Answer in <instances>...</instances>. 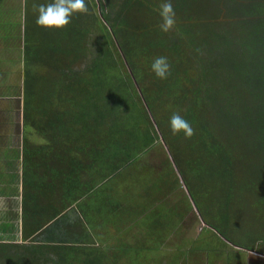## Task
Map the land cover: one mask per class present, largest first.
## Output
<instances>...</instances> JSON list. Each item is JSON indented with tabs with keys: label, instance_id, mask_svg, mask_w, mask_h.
Masks as SVG:
<instances>
[{
	"label": "trees",
	"instance_id": "trees-1",
	"mask_svg": "<svg viewBox=\"0 0 264 264\" xmlns=\"http://www.w3.org/2000/svg\"><path fill=\"white\" fill-rule=\"evenodd\" d=\"M88 1L100 18L94 9L73 26L76 14L64 29L25 17L22 235L0 241V260L125 264L137 249L146 259L151 243L139 242L168 239L192 198L231 244L264 255V236L248 245L232 235L246 233L238 213L264 220V0H171L169 33L159 28L164 0ZM157 56L168 58L167 79L151 71ZM176 112L190 139L171 131ZM223 242L205 252L229 254Z\"/></svg>",
	"mask_w": 264,
	"mask_h": 264
},
{
	"label": "rangeland",
	"instance_id": "rangeland-1",
	"mask_svg": "<svg viewBox=\"0 0 264 264\" xmlns=\"http://www.w3.org/2000/svg\"><path fill=\"white\" fill-rule=\"evenodd\" d=\"M47 4L46 1L43 0H37L29 3L28 9L26 10L28 0H0V99H1V121L5 116V111L9 112L13 109V107L17 110L19 114V122L20 126L24 125L23 121V88L12 85V78L9 80L10 77V71L17 70V73L14 75V77H21L23 75V64L21 60V53L24 46V35L22 32L24 31L25 27V17L28 13L29 16H36L37 13L33 10V4ZM86 3L89 7V13L88 14H79L74 19L76 21H73V26L75 24H82L84 23L86 18H89L92 16V11L95 9L97 11V15L99 16L100 7L98 4H94L93 2H89L86 0ZM93 3V5L91 4ZM26 11V15L24 14ZM95 18L94 16H92ZM97 23L102 27H106L105 24H103L101 21L97 20ZM24 24V26H23ZM9 29H13V37H11V34ZM65 35H62L63 38ZM105 39L104 37H102ZM103 44V40H100V46ZM22 69L19 70V68ZM31 79L30 85L35 86L36 80L33 77H29ZM28 78V79H29ZM22 82V81H20ZM10 118V117H9ZM13 121V119H11ZM17 129V125H15ZM20 132L19 135V144L17 145L13 142V139L6 138L5 142L8 144H14V147L12 149H8L6 153L10 156L17 157L18 153H21V156L23 158V141L24 138H31V135L28 133L29 131H32L31 128L23 126L22 128L17 129ZM31 140V139H30ZM19 146V147H18ZM7 163V162H6ZM9 165L12 164V162L8 163ZM1 167V166H0ZM11 169L13 173H10L9 177L17 179V184L13 189H10L7 191L0 183V201L5 198H9V196L13 195L16 197V194L22 192V185L20 184V174H18V168L11 165V167L6 168H0L1 171L9 170ZM23 169V166H22ZM176 169V168H175ZM177 171V169H176ZM178 173V172H177ZM6 174H3L0 176V180L6 179ZM180 178V185L181 190L184 191V194H189L192 198L191 193L189 192L188 188L184 184L182 178L180 177L179 173L177 175ZM9 179V178H8ZM1 192H3V196H1ZM187 192V193H186ZM5 197V198H4ZM13 201V200H12ZM241 204L243 205H249L250 201H247V203H244L243 199L239 200ZM238 201V202H239ZM193 202V203H192ZM237 202V203H238ZM253 206H261V204L251 201ZM193 204V207L192 205ZM9 206V205H8ZM17 206V203L14 205L13 208ZM11 208V207H10ZM13 208L11 210H13ZM22 208V206L20 207ZM199 207H196L194 204L193 199L190 201V213L187 214L186 219L178 224L175 229L176 232H172L168 239L163 238L159 239L156 242H139L140 247L145 246L147 244L151 243L152 249L150 253L148 254V257L145 259L144 254H142L141 258L138 260L140 250L137 249L138 255L134 256L135 258L133 260H130L129 257L126 258L125 264H162V259H166L168 264H184L185 262L190 261V264H227L226 257L220 256L218 254L214 253H206L205 252V244L207 242H210L211 245L213 244H219V245H227L224 241L230 242L228 238L223 237V234L213 225L209 224L207 221H209L206 217L203 216V214H199L198 209ZM211 216H209V219L212 222H215L216 224H220L222 222V219L217 216L216 212L210 211L207 206L205 208ZM10 212V211H9ZM10 219H7V222H1L0 221V241H9L12 240L13 242H16L14 238V235L17 237H21L20 233L16 232V227L20 229L22 232V215L21 210L20 214H17L15 211H11ZM204 218V220H203ZM0 219H3L0 215ZM207 219V220H206ZM237 222L243 227L242 229L246 233H240V232H232V235L235 239H238V241H245L249 240L250 242H242L244 244L252 245L255 242H252L253 239L257 236H264V220L262 219L261 211H245L238 213L236 216ZM233 226L235 228L237 227V224L233 221ZM213 229H212V228ZM15 229V230H14ZM1 235V233H3ZM217 233V234H216ZM13 237L11 238V236ZM141 238L147 239L145 236H142ZM18 239V238H17ZM133 238H129L130 242H135L132 240ZM163 241V242H159ZM20 242V241H19ZM30 242V241H29ZM94 242L93 244H97V242H103L102 238L97 237V233H92L90 236V241ZM111 247H117L113 243H111ZM154 247H157V251L153 252L152 250ZM108 246V249L111 248ZM227 247H222L219 249H226ZM231 249V247H230ZM264 250V248H261ZM146 251V250H145ZM215 250H211L209 252H214ZM101 252V250H99ZM102 254V252H101ZM247 254V253H246ZM246 254L242 253V256L240 258L238 257L239 263L237 264H264V259H258L260 257L254 256L251 261L250 258H246ZM103 255V254H102ZM244 256V257H243ZM245 259V260H243ZM138 260V262H137ZM9 261L0 260V264H8Z\"/></svg>",
	"mask_w": 264,
	"mask_h": 264
},
{
	"label": "clouds",
	"instance_id": "clouds-1",
	"mask_svg": "<svg viewBox=\"0 0 264 264\" xmlns=\"http://www.w3.org/2000/svg\"><path fill=\"white\" fill-rule=\"evenodd\" d=\"M43 1L47 2V0ZM31 2L33 1L29 3ZM33 10L37 13L36 24L46 29H64L71 24L74 15L89 13L86 0H51L47 4L34 3ZM24 14L26 15V11ZM159 15L162 19V22L159 24L160 30L164 33L171 32L176 25V13L171 0H164L159 5ZM151 71L158 78L167 79L170 74L168 58L165 56L155 57L151 64ZM170 128L173 134L183 132L185 138L189 139L195 134V130L190 122L178 112L173 113L170 117ZM0 207H3L2 201H0Z\"/></svg>",
	"mask_w": 264,
	"mask_h": 264
},
{
	"label": "crops",
	"instance_id": "crops-1",
	"mask_svg": "<svg viewBox=\"0 0 264 264\" xmlns=\"http://www.w3.org/2000/svg\"><path fill=\"white\" fill-rule=\"evenodd\" d=\"M20 69H22V66H21V68H19V70ZM22 103H23V100H22ZM0 106H1V99H0ZM0 111H1V109H0ZM5 114L7 115L5 117H7V118L10 117V118L8 120L4 121V123H5L4 128H0V166H1L0 168H3V169L6 168L7 169L8 167H11V165H13V164H14L15 167L17 165V168L19 170L18 174H20L19 181H21L20 184L22 185V174H23V169H22L23 162L22 161H23V158L21 156V153H18L17 157H13V156L8 155L6 152L9 151L8 149H12V147H14V144H8L7 142H5L6 138H10L11 140L13 139V142L15 144L20 145L19 144L20 132H19V130L15 131L13 129L15 127V121L11 120L13 118L10 115V111L9 112L5 111ZM23 126H20L19 117H18V129L19 128L23 129ZM9 162H12V164L9 165L8 164ZM10 173H13L11 169L5 170V171L3 170V171L0 172V176L3 175V174H6V175H4V176H6V179L3 178V180H0V183L7 191H9L10 189L14 190V187L17 184V181H18L15 178L9 177ZM22 188H23V186H22ZM2 194L3 193H1V196H3ZM21 199H22V192L19 193L18 195L16 194V197L11 195V196H9V198L7 197V198L3 199V201L1 200L3 202V207H0V215L3 218V219H0L1 222H7L8 221L7 219H10V217H11L10 214H12V213H10L11 211H15L17 214H20V210H21V215H22V208H20L21 207L20 206ZM13 203H14V205L17 203V206H15V208H13ZM12 208H13V210H11ZM21 233L22 232L20 231V235H21ZM3 234H4V232L1 233V235H3ZM3 242H7V241L3 240ZM9 242H12V241L10 240ZM227 243L230 244V247H232L230 249L229 254L227 253V254H224L225 256H223V257H226L227 264H237V263H239L238 257L240 258V256H242V253H245V254L247 253L246 254V258L249 257L250 261H251V259L254 256L260 257L258 259H264V255L258 253L257 250L247 251V250H244L242 248L234 246L230 242H227ZM214 245L216 247L217 246H221L219 244H214ZM213 253L214 254H218V255H222V254H220L217 251H215ZM243 260H245V259H243Z\"/></svg>",
	"mask_w": 264,
	"mask_h": 264
},
{
	"label": "flooded vegetation",
	"instance_id": "flooded-vegetation-1",
	"mask_svg": "<svg viewBox=\"0 0 264 264\" xmlns=\"http://www.w3.org/2000/svg\"><path fill=\"white\" fill-rule=\"evenodd\" d=\"M30 1H32V0H28V3ZM34 1H37V0H34ZM9 31H11L10 34H11V37H13V29H9ZM22 34L24 35V31L22 32ZM24 44H25V35H24ZM23 49H24V46H23ZM23 49H22V53H23ZM22 64H23L22 80H21L20 76L14 77V75L17 73V70L10 71V77L8 79L10 80L12 78V85L23 88V95L22 96L24 98V82H25L26 66H25L24 61H22ZM20 81H22V82H20ZM10 115L13 118V121H15V125H17V129H18V117H19V114H18L17 110L14 107H13L12 110H10ZM8 119L9 118L5 117L1 121V114H0V128H4V126H5L4 121L8 120ZM14 128H16V127H14ZM17 129H14V130L17 131Z\"/></svg>",
	"mask_w": 264,
	"mask_h": 264
},
{
	"label": "water",
	"instance_id": "water-1",
	"mask_svg": "<svg viewBox=\"0 0 264 264\" xmlns=\"http://www.w3.org/2000/svg\"><path fill=\"white\" fill-rule=\"evenodd\" d=\"M182 180H183V179H182ZM183 182H184V180H183ZM186 187H187V186H186ZM187 188H188V187H187ZM192 199H193V198H192ZM194 204H195L196 207H198V205L195 203V201H194ZM197 210H198L199 214H201L200 209L198 208ZM203 220H204V218H203ZM204 221H205V220H204Z\"/></svg>",
	"mask_w": 264,
	"mask_h": 264
}]
</instances>
